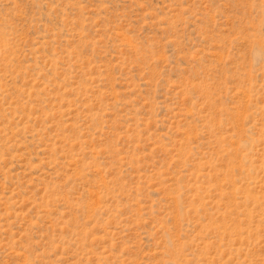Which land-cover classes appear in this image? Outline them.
Returning a JSON list of instances; mask_svg holds the SVG:
<instances>
[{
    "label": "rangeland",
    "instance_id": "374dc122",
    "mask_svg": "<svg viewBox=\"0 0 264 264\" xmlns=\"http://www.w3.org/2000/svg\"><path fill=\"white\" fill-rule=\"evenodd\" d=\"M0 264H264V0H0Z\"/></svg>",
    "mask_w": 264,
    "mask_h": 264
}]
</instances>
